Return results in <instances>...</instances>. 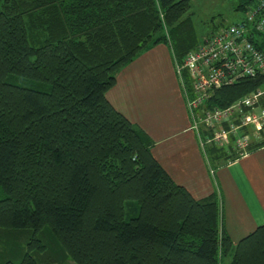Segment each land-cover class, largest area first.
<instances>
[{
    "label": "trees",
    "instance_id": "1",
    "mask_svg": "<svg viewBox=\"0 0 264 264\" xmlns=\"http://www.w3.org/2000/svg\"><path fill=\"white\" fill-rule=\"evenodd\" d=\"M254 2L233 9L243 19ZM190 7L0 0V241L9 247L0 264H264V225L233 244L218 193L194 199L175 183L150 138L105 97L150 46L167 43L182 60L225 25L197 39ZM250 38L264 52V29ZM263 84L264 73L223 85L207 106ZM206 155L211 166L225 158L214 146Z\"/></svg>",
    "mask_w": 264,
    "mask_h": 264
},
{
    "label": "crops",
    "instance_id": "2",
    "mask_svg": "<svg viewBox=\"0 0 264 264\" xmlns=\"http://www.w3.org/2000/svg\"><path fill=\"white\" fill-rule=\"evenodd\" d=\"M105 97L150 138L153 157L175 183L194 199L218 193L233 244L264 225V144L211 166L191 128L169 44L156 43L124 66Z\"/></svg>",
    "mask_w": 264,
    "mask_h": 264
},
{
    "label": "built area",
    "instance_id": "3",
    "mask_svg": "<svg viewBox=\"0 0 264 264\" xmlns=\"http://www.w3.org/2000/svg\"><path fill=\"white\" fill-rule=\"evenodd\" d=\"M263 29L264 0H255L243 19L204 37L182 60L174 58L191 128L205 155L213 146L244 154L252 142L247 132L256 136L264 128V84L225 107L207 106L212 90L264 73V52L250 38Z\"/></svg>",
    "mask_w": 264,
    "mask_h": 264
},
{
    "label": "rangeland",
    "instance_id": "4",
    "mask_svg": "<svg viewBox=\"0 0 264 264\" xmlns=\"http://www.w3.org/2000/svg\"><path fill=\"white\" fill-rule=\"evenodd\" d=\"M234 1L235 0H190L191 7L188 12L192 21L193 31L197 37L200 39L205 33L209 32L213 25L219 24H229L240 21L243 17V13L239 11H234ZM264 99V96L262 97ZM264 106V105H263ZM263 130V129H262ZM262 130H260L256 136H254L253 131H248L252 139L249 147L257 142H260L264 139ZM225 152L224 161L230 160L235 156H238L240 152L235 150L233 147H217ZM3 196V193L0 189V198ZM11 248L12 245L16 244L10 240L8 244ZM9 248L3 242L0 241V258L5 257L4 251ZM12 249V248H11ZM63 264H75L72 260H67Z\"/></svg>",
    "mask_w": 264,
    "mask_h": 264
}]
</instances>
